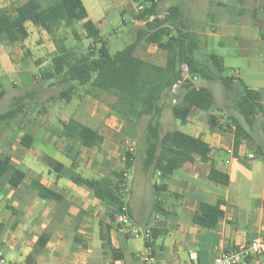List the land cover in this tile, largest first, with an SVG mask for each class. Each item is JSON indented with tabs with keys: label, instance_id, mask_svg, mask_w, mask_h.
Wrapping results in <instances>:
<instances>
[{
	"label": "crops",
	"instance_id": "0c3cea01",
	"mask_svg": "<svg viewBox=\"0 0 264 264\" xmlns=\"http://www.w3.org/2000/svg\"><path fill=\"white\" fill-rule=\"evenodd\" d=\"M25 1L0 0V9L10 8ZM36 1L54 5L60 0ZM81 1L88 17L98 27L102 18L94 21L84 0ZM96 1L88 0L92 12L97 10ZM207 2L210 4V0ZM218 2L219 5L210 4V11L205 12L202 21L206 24L204 27H209L210 31L193 33L199 45L196 52L207 49L209 36L220 38L222 41H213L211 45L220 47L223 53L210 54L222 58L225 70L226 62L239 66L227 76L241 79L249 89L264 94V88H261L259 81L264 78V40L260 37L264 31V0ZM191 3L188 17L194 21L193 1ZM26 29L29 37L28 23ZM36 29L38 28H33L31 33ZM37 31L42 37L48 35L40 29ZM2 44L0 46H4V43ZM16 46L5 45L0 48V59H9ZM165 59L158 65L163 66ZM183 70L185 72V68ZM215 83L217 82H210L214 85ZM178 87L174 86L172 93L175 94ZM214 88L217 95L224 96L225 102L221 101L219 104L223 102L225 107L227 100L225 94H222V87ZM210 91L213 93L212 89ZM216 98L214 96V107L207 112L193 109L188 121L196 124L206 122L207 130L197 128L191 136L200 137L209 145V157L213 166L229 176V184L222 186L209 181V164L202 163L196 157L193 163H186L167 180L165 200L162 198L164 213L157 215L150 211L149 215L153 214V223L143 221L140 227L138 216L131 211L126 197L125 202L133 226L159 232L160 236L151 248L146 247V239L134 237L120 224L121 227L111 230L109 236L112 247L120 251L121 259L114 261L110 251L104 255L99 238V223L109 221V216L113 214L112 208L95 199L87 188L73 183L71 178L74 172L66 174L65 166L61 175H57L58 172L53 170L56 173L53 174L47 165L46 168L36 165L32 169L27 191L29 198L22 200L18 196L26 183V175L21 184L23 186L13 189L5 185L0 192V232H5L0 242V255L14 264H209L221 251L231 250L235 245L255 237L264 238V130L261 116H255L253 122L247 124L233 109V104H230L225 107L226 119H218L216 117H220V113H216V110L221 112L222 109L216 106ZM167 106L161 117L162 127L164 111L172 117ZM209 116L215 117L218 123H225L228 117H233L248 131L250 138L242 141L234 152L233 134L230 131H211L207 123ZM42 134L43 137L47 136ZM38 152L40 157L46 156L39 150ZM9 158L12 161V158ZM109 174L104 172L101 175L106 178ZM63 176L69 183L62 180ZM35 182L60 194L62 201L38 198L33 186ZM155 183H160L159 179ZM129 189L128 197L131 195V188ZM17 200L21 203L20 208ZM218 201L224 202L223 216L215 229H205L192 222L200 202L214 205ZM9 208L17 215L10 227L12 232L5 229V224L10 219L7 212ZM116 216L117 214L115 219ZM41 237H46L47 240L44 246L38 247L37 243ZM148 253L151 254V260L145 262L144 256ZM191 253L197 254V260H190ZM248 264H264V257L253 258Z\"/></svg>",
	"mask_w": 264,
	"mask_h": 264
},
{
	"label": "trees",
	"instance_id": "16d2710c",
	"mask_svg": "<svg viewBox=\"0 0 264 264\" xmlns=\"http://www.w3.org/2000/svg\"><path fill=\"white\" fill-rule=\"evenodd\" d=\"M133 2L139 9L133 20L142 23L143 27L136 29L132 43L113 55L109 53L107 43L100 37L98 27L88 17L81 0H60L54 5L26 0L19 5L0 9V42L6 46L24 43L28 37L27 23L50 36L61 27L71 28L74 40H78L75 24L79 25L86 40L91 42L87 51L78 53L67 48L64 43L56 41L51 65L41 71L40 79H57V83L68 84L58 95V99L66 103L70 102L77 87L88 86L113 95L116 100L112 109L126 122L137 124L143 117L149 118L144 134L142 171L151 172L160 181L152 186L151 211L153 214L162 215L165 211L163 199L167 191V180L186 163H193L196 157L202 163L209 164V181L222 186H227L230 181L226 173L213 166L209 157L211 148L200 137L177 130L161 134L163 98L173 94L172 90L176 85L183 89L181 96L173 97V104L168 107L173 119L186 124L193 109L207 112L215 104L210 89L196 86L195 81L217 82L224 90L226 100L233 104V109L250 124L255 116L264 114V94L249 89L241 79L225 76L223 60L215 54L208 56L206 64L195 60L198 41L188 26L181 6H171L163 17H159L162 0ZM210 4L219 5V2L210 0ZM260 37L264 40V31ZM142 43L145 46L154 45L158 50L165 52V64L160 66L137 57L135 52ZM2 97L3 92L0 91V99ZM20 112L21 107L18 105L16 109L12 108L0 114V124H8ZM207 122L211 131H230L233 134L234 152L242 141L250 138L248 131L233 117H228L225 123H218L215 117L209 116ZM61 134L69 140L77 141L85 149L100 148L104 141L97 130L74 119L62 123ZM20 143L23 147L30 148L33 137L25 134ZM124 156L125 169L128 171L135 157L128 152ZM45 164L58 173L64 169L61 163L50 157L45 158ZM24 179L25 173L16 168L8 156L0 158V192L5 185L18 189ZM71 180L76 185L90 190L95 199L112 208L113 214L109 216V221L99 223V238L104 255L110 251L114 261L121 259L120 251L112 247L109 234L111 230L121 227L116 222L115 215L123 206H127L122 194V173L112 171L106 178L87 179L77 176ZM33 186L38 198L62 201L60 194L53 190L37 182ZM223 206V201L214 205L200 202L192 222L205 229H215L223 216ZM158 233L155 229L150 230V237L145 241L147 248H151L160 236ZM46 240V237H41L37 246H44Z\"/></svg>",
	"mask_w": 264,
	"mask_h": 264
},
{
	"label": "rangeland",
	"instance_id": "374dc122",
	"mask_svg": "<svg viewBox=\"0 0 264 264\" xmlns=\"http://www.w3.org/2000/svg\"><path fill=\"white\" fill-rule=\"evenodd\" d=\"M191 1L194 5V21L189 20L188 17L191 11ZM207 1L162 0L159 17H163L167 8L178 5L181 6L188 26L193 33L209 32V27H204L206 24L202 23L205 12L210 11V4ZM84 2L94 21H97L99 17L102 18L98 29L100 37L107 43L111 55L132 43L135 39L136 29L143 27L142 23L133 20V16L139 10L138 5L133 0H97L95 12L91 11L88 0H84ZM28 26L30 34L27 43L18 44L17 48H13L9 59H0V91L3 92V97L0 99V114L12 108L16 109L18 105L21 107V112L8 124H0V157L5 155L11 157L13 165L26 175V183L24 186L21 185L23 188L18 196L22 200L30 197L27 191L32 178V169L36 165L46 168L45 158L48 156L65 166L66 174L69 175L74 172L72 177L78 175L81 178L100 179L104 172H108V174L110 171L122 173L125 189L131 188V195L130 197L127 196V199L131 211L138 216L140 221L138 227L143 225L145 221L152 224L153 214L149 215L153 202L152 186L158 177L153 176L151 172L144 173L142 171L144 134L149 118L143 117L137 124L126 122L112 109L116 100L113 95L94 90L88 86L77 87L68 103L58 99V95L68 87V84L57 83V79L48 81L40 79L41 71L51 65L55 54V42L64 43L67 48L74 49L78 53L86 52L91 42L83 37L84 33L78 24H75V30L78 35L81 34L78 40H74L71 28L61 27L52 36L44 35L42 37L37 31L38 29L34 30L32 34L31 31L35 27L29 23ZM207 40V49L194 54L195 60L201 64H206L208 54L223 53L220 47L211 45L213 41H222L220 38L209 36ZM0 45H3L2 42ZM143 45L142 43V46L136 50L135 55L137 57L157 65L163 63L165 52L158 50L154 45H144L145 47ZM4 47L5 45L0 46V48ZM225 67L224 74L226 76L231 70L239 68L238 65L235 66V63L229 62H226ZM259 81L261 88H264V84H262L264 78ZM195 84L212 89L215 98L217 97L216 106L222 109L221 112L216 110V113H220V117L216 118L225 120L227 114L225 107L232 103L227 101L225 107L223 102L219 104L225 98L217 95L214 87L221 88L220 85L200 80ZM182 93L183 89L178 87L175 94L164 97L161 101L164 109L167 105L173 104V97H179ZM222 94H225L224 90ZM69 119H74L97 130L104 139L102 146L93 149V151H88L82 148L77 141L65 138L61 134L62 123ZM200 123L188 121L186 124H182L164 111V126L161 134L177 130L191 136L197 128L207 130L206 122ZM42 133L48 137H43ZM25 134H30L33 137L30 148H25L20 143ZM131 148L135 159L132 167L127 171L124 155ZM37 149L46 156L40 157ZM260 161L263 160L260 159ZM51 170L53 174H56L55 170L53 171L52 168ZM124 174H126L125 177ZM57 175L61 174L57 173ZM62 180L69 183V180L64 176ZM128 194H130V189ZM18 204V208H20L21 203ZM7 212L10 219L6 222L5 229L12 232L13 229L10 227L17 215L11 208ZM1 232L0 242H2V235L5 233Z\"/></svg>",
	"mask_w": 264,
	"mask_h": 264
},
{
	"label": "built area",
	"instance_id": "2783aa9c",
	"mask_svg": "<svg viewBox=\"0 0 264 264\" xmlns=\"http://www.w3.org/2000/svg\"><path fill=\"white\" fill-rule=\"evenodd\" d=\"M261 120L264 129V114L261 115ZM128 153H133V149H128ZM124 160L125 156H124ZM126 174H124L125 177ZM124 180V179H123ZM125 181V180H124ZM123 181V182H124ZM125 182L122 184V194L126 198L129 194V189H125ZM116 222L124 226L128 232L137 238L148 239L150 237V230H141L134 227L129 217L128 207L123 206L120 212L117 213ZM149 249V248H148ZM256 257H264V238L255 237L249 241H245L235 245L231 250H224L219 252L209 264H248V262ZM190 260H197V254L191 253ZM145 262L151 260V254L144 256ZM0 264H14L0 255Z\"/></svg>",
	"mask_w": 264,
	"mask_h": 264
}]
</instances>
